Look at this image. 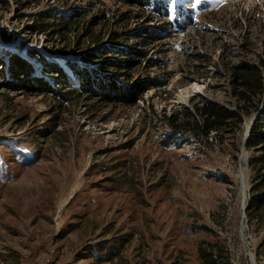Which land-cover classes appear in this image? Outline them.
<instances>
[{
	"label": "rangeland",
	"instance_id": "1",
	"mask_svg": "<svg viewBox=\"0 0 264 264\" xmlns=\"http://www.w3.org/2000/svg\"><path fill=\"white\" fill-rule=\"evenodd\" d=\"M59 13H78L66 35L29 29L33 18L46 28ZM145 30L164 38L128 73L155 84L165 76L163 86L128 106L73 93L79 81L57 62L61 53L105 46L111 33L134 42ZM29 52L61 67L64 98L9 90L0 80V264H198L200 240L221 242L233 264H264V226L244 214L252 155L244 126L254 110L208 137L172 131L165 119L201 101L237 109L222 84L231 66L257 64L264 77V0H148L142 8L0 0L2 61L16 56L36 68ZM192 82L201 93L189 90Z\"/></svg>",
	"mask_w": 264,
	"mask_h": 264
},
{
	"label": "trees",
	"instance_id": "2",
	"mask_svg": "<svg viewBox=\"0 0 264 264\" xmlns=\"http://www.w3.org/2000/svg\"><path fill=\"white\" fill-rule=\"evenodd\" d=\"M119 1L131 7L141 8L148 2V0ZM43 14L44 12L39 13L41 16ZM72 15L75 16L78 13L71 15L59 13L58 16H51L49 21L54 23L46 28H43L41 20L37 22L33 18V24L29 29L35 32H46L49 36L54 33L66 35L74 24V21L69 20L72 19ZM145 32L144 36L126 44L122 43V35L111 33L105 46H96L94 50L81 53H61L60 56L68 69L79 81L78 88L72 90L73 93L81 92L106 103L128 106L154 85L163 86L166 82L165 76H162L160 82L155 84L148 78L132 80V73H128L131 69L140 66L155 42L162 41L164 38L159 31L145 30ZM28 55L36 62V68L30 62H24L22 58L16 56L5 55L8 60L4 63L2 61L4 53L0 54V80H3L1 86L13 91L29 92L30 95L50 93L57 99H63L64 94L60 90L65 84V75L61 67L49 56L32 54V52ZM159 62L160 59L151 60L154 65ZM260 65L264 67L263 62ZM119 70L127 71V73L120 75ZM229 70L234 87L233 94L238 103L236 110L201 101L195 103L192 110L184 107L165 116V119L172 131H191L192 128L208 137L209 133H217L224 127L240 125L242 122L240 112L248 114L250 109L254 110V120L245 142V148L252 150V155L247 162L251 171V180L248 190L249 200L244 214L247 222L258 228L264 226V77L260 67L254 64L231 66ZM200 228L210 231L205 227ZM120 245L122 241L116 243L117 248ZM117 248L114 250L118 251ZM196 257L198 264H233L227 249L218 240H200L196 246Z\"/></svg>",
	"mask_w": 264,
	"mask_h": 264
},
{
	"label": "bare ground",
	"instance_id": "3",
	"mask_svg": "<svg viewBox=\"0 0 264 264\" xmlns=\"http://www.w3.org/2000/svg\"><path fill=\"white\" fill-rule=\"evenodd\" d=\"M57 62L61 63L63 65V67L66 68V70H69L67 65L65 64V61L63 60V58L59 57ZM188 87H189V90H191V91H196L197 93H201L199 90L200 86H197V84L194 82H192V84ZM186 89L187 88H182V89L177 90V95L180 99H185L187 97V95L185 93H187L189 90H186ZM248 127H249V123L245 124L244 135H245ZM242 152H243V150H242ZM239 160L241 163L244 162V153L241 154V156L239 157ZM238 178H239V184H240L239 194H240L241 198H243L244 193H245V189H246V184H245L246 175H245L244 168L242 167L241 164L239 165V168H238Z\"/></svg>",
	"mask_w": 264,
	"mask_h": 264
},
{
	"label": "built area",
	"instance_id": "4",
	"mask_svg": "<svg viewBox=\"0 0 264 264\" xmlns=\"http://www.w3.org/2000/svg\"><path fill=\"white\" fill-rule=\"evenodd\" d=\"M213 21H216V19L215 20L213 19ZM255 65H257V64H255ZM217 66H220V65L218 64ZM219 70H220V73L219 74H221V73L224 72L222 68H219ZM221 78L224 79V77H221ZM221 83H222V80H221ZM222 84H223L224 89L227 91L228 95H230V96H228L229 99L227 100V102H233L234 103L236 101V98H235V96L233 94H232V96L230 94V90H233V88H234L233 85H232V82H231V77L228 76L227 81H226V84L225 83H222ZM220 106H223V107H226V108H229V109H232V110H236L235 107H231L230 108L227 105H220ZM253 120H254V116L252 118V121Z\"/></svg>",
	"mask_w": 264,
	"mask_h": 264
},
{
	"label": "water",
	"instance_id": "5",
	"mask_svg": "<svg viewBox=\"0 0 264 264\" xmlns=\"http://www.w3.org/2000/svg\"><path fill=\"white\" fill-rule=\"evenodd\" d=\"M251 125H252V123H251V124L249 123V127H248V129H247V131H246V133H245V136H244V138H245V139H244V143L246 142V139H247L248 136H249Z\"/></svg>",
	"mask_w": 264,
	"mask_h": 264
}]
</instances>
